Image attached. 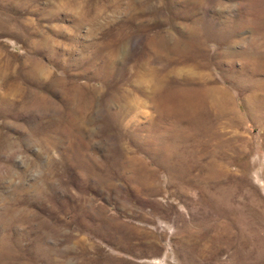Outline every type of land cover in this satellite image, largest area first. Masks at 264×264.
<instances>
[{"label":"rangeland","instance_id":"1","mask_svg":"<svg viewBox=\"0 0 264 264\" xmlns=\"http://www.w3.org/2000/svg\"><path fill=\"white\" fill-rule=\"evenodd\" d=\"M263 83L264 0H0V264H264Z\"/></svg>","mask_w":264,"mask_h":264},{"label":"bare ground","instance_id":"2","mask_svg":"<svg viewBox=\"0 0 264 264\" xmlns=\"http://www.w3.org/2000/svg\"><path fill=\"white\" fill-rule=\"evenodd\" d=\"M253 60V59H252ZM261 87H264V83L261 85ZM223 103L222 102H220V106L222 105Z\"/></svg>","mask_w":264,"mask_h":264}]
</instances>
